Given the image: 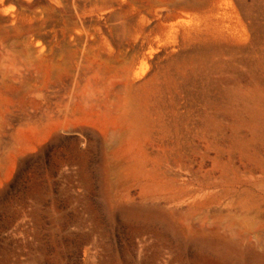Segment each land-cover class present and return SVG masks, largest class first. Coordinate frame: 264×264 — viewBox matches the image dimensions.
I'll return each mask as SVG.
<instances>
[{
	"label": "rangeland",
	"instance_id": "1",
	"mask_svg": "<svg viewBox=\"0 0 264 264\" xmlns=\"http://www.w3.org/2000/svg\"><path fill=\"white\" fill-rule=\"evenodd\" d=\"M0 264H264V0H0Z\"/></svg>",
	"mask_w": 264,
	"mask_h": 264
},
{
	"label": "bare ground",
	"instance_id": "2",
	"mask_svg": "<svg viewBox=\"0 0 264 264\" xmlns=\"http://www.w3.org/2000/svg\"><path fill=\"white\" fill-rule=\"evenodd\" d=\"M4 61H3V70H2V77H3V81L5 82V80H6V65H5V61H6V58H5V56H4V59H3Z\"/></svg>",
	"mask_w": 264,
	"mask_h": 264
}]
</instances>
